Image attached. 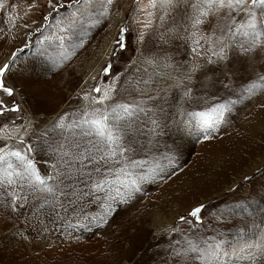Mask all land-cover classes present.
Masks as SVG:
<instances>
[{
    "label": "rangeland",
    "instance_id": "374dc122",
    "mask_svg": "<svg viewBox=\"0 0 264 264\" xmlns=\"http://www.w3.org/2000/svg\"><path fill=\"white\" fill-rule=\"evenodd\" d=\"M194 3L0 0V155L26 157L0 162V264H264V36ZM62 77L54 107L26 88Z\"/></svg>",
    "mask_w": 264,
    "mask_h": 264
},
{
    "label": "snow or ice",
    "instance_id": "6c2138e0",
    "mask_svg": "<svg viewBox=\"0 0 264 264\" xmlns=\"http://www.w3.org/2000/svg\"><path fill=\"white\" fill-rule=\"evenodd\" d=\"M78 2V0H77ZM108 4L112 3V0H107ZM149 3L153 7H167L173 3V0H149ZM251 4V8H248L247 5ZM193 7L197 10L199 13L194 18V24L199 25L203 23V20L200 18L201 16H208L210 12L212 13H219L222 9H228V10H238L244 12L249 19L247 20L246 24L242 23L239 28L237 29V32L241 33L242 35L246 37H250V47L255 46L258 42V39L261 36H264V31L259 30L258 23H264V20H260V17H264V0H195V3ZM163 17H161L162 19ZM247 29V30H245ZM124 29H121V32H123ZM235 35L236 33H232ZM118 43L121 44V47H123V44L121 41H118ZM247 51L248 49H244ZM223 49H221V52ZM221 59L224 57L221 55ZM8 65L5 64L2 67H0V77H3L5 72L8 71ZM107 72V69H105ZM0 90L7 93L8 95H11L13 92V89L6 87L4 80L0 79ZM97 92L100 91L99 88L95 89ZM107 98V93H105V97ZM102 102V101H101ZM3 108L0 107V113L3 112ZM12 111H18L17 107H14L11 109ZM127 111V109H125ZM107 116H100L98 118L92 119L91 121H88L91 123L97 130L98 134H107V140L108 141H114L117 139L113 136L110 129H108L107 126ZM0 153H4V149L0 148ZM6 156H12L16 157L20 161H25L26 157L23 156L19 151L14 152H8L4 155H0V162L5 161ZM103 159V158H102ZM27 165L29 168L32 167V163L30 160L27 161ZM8 167H11L9 164ZM37 180H39V176L35 177ZM11 182V181H9ZM201 211V208H195L192 210L191 215L196 216ZM183 219V217L181 218Z\"/></svg>",
    "mask_w": 264,
    "mask_h": 264
},
{
    "label": "bare ground",
    "instance_id": "6f19581e",
    "mask_svg": "<svg viewBox=\"0 0 264 264\" xmlns=\"http://www.w3.org/2000/svg\"><path fill=\"white\" fill-rule=\"evenodd\" d=\"M4 16V14L1 13V17ZM1 22V21H0ZM70 24H73L72 21H70ZM2 26V24L0 23V27ZM73 25H71L72 27ZM74 27V26H73ZM1 35V34H0ZM3 36V35H1ZM5 43H9V40L6 38L4 41ZM113 47V37L107 38L103 44H101V50H102V57L101 60L105 61L108 58V55L110 54V51L112 50ZM251 62V60H250ZM251 65V64H250ZM10 66V65H9ZM252 67V65H251ZM9 68V67H8ZM10 69V68H9ZM52 72H55L54 70H51ZM67 80L65 78H51V79H47L46 83H42L41 85H35L37 86L35 89L33 88V86L29 85L28 87H26L28 89V91H32V95H38V96H42L46 99H48L49 101H51L53 103V107L55 105V102L60 100V97H63V93H62V89L63 87H67L68 84H66ZM66 84V85H65ZM50 86H55L56 89L53 91L51 88H49ZM203 96L204 98H206L205 95H200ZM223 103V102H222ZM51 106V105H50ZM262 115L264 116V110L262 111ZM18 215V213H17ZM16 216V215H15ZM6 226H0V230L2 228H5Z\"/></svg>",
    "mask_w": 264,
    "mask_h": 264
},
{
    "label": "flooded vegetation",
    "instance_id": "af4514ba",
    "mask_svg": "<svg viewBox=\"0 0 264 264\" xmlns=\"http://www.w3.org/2000/svg\"><path fill=\"white\" fill-rule=\"evenodd\" d=\"M5 64L6 63L1 61L0 62V67H2ZM7 65L9 66L10 63H8ZM5 75H6V72H5L3 77H0V79H3L4 83H5V86L13 89V92H12L11 95H8L7 93H5L2 90H0V107H2L4 109L3 112L0 113V125L2 124V122H4L3 119L7 118V115L10 114L9 119H8V124L10 126H12V127H15V126L18 125V116H17L18 115V111H12L11 109H13L14 107L18 108V101H17L18 92L16 91V88L14 86L9 85L6 82ZM5 98L9 99V100L7 101ZM4 139H5V136L0 134V148H4L5 147V144L1 145V143H3Z\"/></svg>",
    "mask_w": 264,
    "mask_h": 264
},
{
    "label": "crops",
    "instance_id": "0c3cea01",
    "mask_svg": "<svg viewBox=\"0 0 264 264\" xmlns=\"http://www.w3.org/2000/svg\"><path fill=\"white\" fill-rule=\"evenodd\" d=\"M116 20H117V16L108 19V21L110 22V29H109V32H108V34L101 35L100 38H103V37L106 38L108 35L111 34L112 29H113L114 26H116V24H117ZM55 24H58V23H54L53 25H55ZM53 25H48V26L46 27V29H45V33H47L48 35L51 34V33L53 32ZM42 28H43V26H42ZM108 37H109V36H108ZM108 37H107V38H108ZM7 62H8V61H6V64H8Z\"/></svg>",
    "mask_w": 264,
    "mask_h": 264
}]
</instances>
